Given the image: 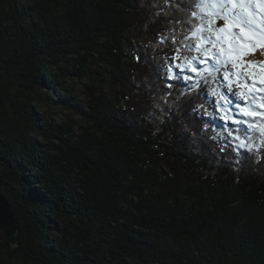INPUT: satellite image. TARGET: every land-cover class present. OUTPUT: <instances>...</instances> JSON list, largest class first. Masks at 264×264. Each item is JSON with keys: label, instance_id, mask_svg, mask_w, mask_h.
Here are the masks:
<instances>
[{"label": "trees", "instance_id": "1", "mask_svg": "<svg viewBox=\"0 0 264 264\" xmlns=\"http://www.w3.org/2000/svg\"><path fill=\"white\" fill-rule=\"evenodd\" d=\"M200 11L0 0V192L20 228L0 264H264V101L255 131L232 122L225 69L187 47L218 27ZM181 65L191 80L169 79Z\"/></svg>", "mask_w": 264, "mask_h": 264}, {"label": "snow or ice", "instance_id": "2", "mask_svg": "<svg viewBox=\"0 0 264 264\" xmlns=\"http://www.w3.org/2000/svg\"><path fill=\"white\" fill-rule=\"evenodd\" d=\"M195 7L200 9L199 13L193 12V17H199L201 19L213 18L214 20L222 19L224 25L220 28L208 27V26H196L190 30V35L185 39L190 41H199V43H190L187 45L189 49L194 48L195 51L203 58L204 62L212 59L213 63H216L225 69V79L229 80L228 91H232L230 77L233 75H239L232 73L228 69V64L231 62L233 67H236L237 63H243L241 56L246 54L243 50L247 46H254L256 41L261 42V46L264 47V0H195ZM205 33H211L216 35V40H213L212 35ZM219 34H223L222 38ZM173 43L175 41L173 40ZM224 44L228 45V48H224ZM210 46V47H209ZM218 51L213 52V49ZM177 53L180 49H175ZM221 56H225L226 59H221ZM179 56H174L173 60L179 59ZM188 60V57L184 58ZM254 64V62H253ZM180 71L176 72L174 76H169V79H176L177 81L191 80L190 76H182L181 73L186 69L184 66H178ZM193 71L197 69L193 68ZM169 72L172 69H168ZM245 84L248 87H255V76H252V84H247V78H244ZM261 85H264V73L260 77ZM170 87L173 85H169ZM264 91V88L261 89ZM237 94L233 92V96ZM249 99H246L241 104H236V108L243 114L246 119L233 120V123H239L244 128L245 133L249 129L255 131L254 125L257 123L255 117L259 109L252 107V102L260 99L264 101V97L257 96L256 94L249 93ZM222 100L230 107L235 103V100L230 99L227 96H222ZM264 108V103L261 104ZM246 109H251L246 110ZM264 116V113H260ZM259 123L264 124V119H261ZM246 126V127H245ZM260 134L264 136V128L260 129ZM240 139V137H236ZM250 139V137H249ZM241 147L247 148L248 145L243 141L240 144ZM0 227H3V221L0 220Z\"/></svg>", "mask_w": 264, "mask_h": 264}, {"label": "rangeland", "instance_id": "3", "mask_svg": "<svg viewBox=\"0 0 264 264\" xmlns=\"http://www.w3.org/2000/svg\"><path fill=\"white\" fill-rule=\"evenodd\" d=\"M224 25V21L222 19H220L219 24H218V28L222 27ZM222 38L223 34H219ZM256 43L259 44V46H256ZM224 48L227 49L228 45L224 44ZM258 50H263L264 51V47L261 46V42L260 41H256L254 46H247L243 52H245L246 54H243L241 56V60H242V64L241 63H237L236 67H233L231 62H229L228 64V69L232 72V73H237L239 75H233L231 76V88L232 91H228V89L226 90L227 95L229 96L230 99L235 100V108H236V104H241L243 103L248 96L249 93H253L256 94L257 96H263L264 95V91H261L262 88H264V85H261L260 83V77L262 75V73H264V60L260 62V60L255 59V54L256 52H258ZM169 59L171 61H176L178 62L179 59L173 60V55L170 54L168 55ZM221 59H226L225 56H221ZM254 62V64H253ZM222 67V66H221ZM224 68V67H222ZM255 76V80H256V85L255 87H248L245 84V80L244 78H247V84H252V76ZM85 83V81L80 82V84L78 86H76L77 90L79 92H81L83 90V84ZM233 92H235L237 95L233 96ZM81 96V95H80ZM258 100V99H257ZM253 101L252 105L257 101ZM236 110L238 112H240L237 108ZM246 110H251V109H246ZM39 113V110H38ZM64 113L60 111L58 108L53 110V119L55 122L58 121H63L64 118Z\"/></svg>", "mask_w": 264, "mask_h": 264}, {"label": "water", "instance_id": "4", "mask_svg": "<svg viewBox=\"0 0 264 264\" xmlns=\"http://www.w3.org/2000/svg\"><path fill=\"white\" fill-rule=\"evenodd\" d=\"M0 220L3 221V227H0V232L5 235L7 241L11 244L18 242L20 239V228L17 225L16 218L11 210L9 202L1 192Z\"/></svg>", "mask_w": 264, "mask_h": 264}, {"label": "bare ground", "instance_id": "5", "mask_svg": "<svg viewBox=\"0 0 264 264\" xmlns=\"http://www.w3.org/2000/svg\"><path fill=\"white\" fill-rule=\"evenodd\" d=\"M256 46L258 47L259 46V44L258 43H256ZM255 59H258V60H260V62L259 63H261V61H263L264 60V51L262 50H258V52H256V54H255Z\"/></svg>", "mask_w": 264, "mask_h": 264}]
</instances>
